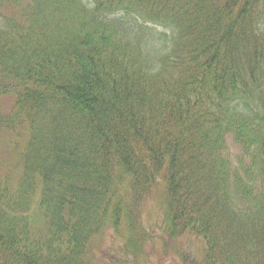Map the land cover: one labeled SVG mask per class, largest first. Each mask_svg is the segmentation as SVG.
<instances>
[{
  "label": "trees",
  "instance_id": "trees-1",
  "mask_svg": "<svg viewBox=\"0 0 264 264\" xmlns=\"http://www.w3.org/2000/svg\"><path fill=\"white\" fill-rule=\"evenodd\" d=\"M3 96L0 264H92L160 183L192 264H264V0H0Z\"/></svg>",
  "mask_w": 264,
  "mask_h": 264
},
{
  "label": "rangeland",
  "instance_id": "rangeland-1",
  "mask_svg": "<svg viewBox=\"0 0 264 264\" xmlns=\"http://www.w3.org/2000/svg\"><path fill=\"white\" fill-rule=\"evenodd\" d=\"M7 13L8 10L3 11V14ZM12 105L10 96L0 99L3 114L10 112ZM24 127L22 125L15 129L1 130L0 164L3 170L13 169L19 173V156L27 141ZM228 143L229 162L236 165L241 149L232 138L228 139ZM164 194L165 187L160 183L141 204V214L137 220L139 227L135 234L128 231L125 225H121L122 230H127L119 233L113 223L104 228L92 242V264H192L191 259L202 260L204 247L198 238L184 234L175 239L166 232ZM29 217L35 232L47 227L36 204L29 211ZM185 254L190 259H186Z\"/></svg>",
  "mask_w": 264,
  "mask_h": 264
}]
</instances>
